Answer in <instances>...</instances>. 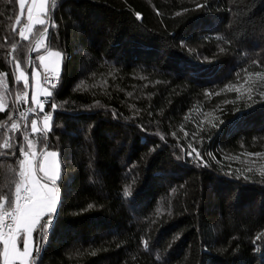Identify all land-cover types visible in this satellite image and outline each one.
Masks as SVG:
<instances>
[{"label":"trees","instance_id":"16d2710c","mask_svg":"<svg viewBox=\"0 0 264 264\" xmlns=\"http://www.w3.org/2000/svg\"><path fill=\"white\" fill-rule=\"evenodd\" d=\"M25 13L0 0V145L26 144L6 125L16 64L28 73L38 41L32 65L63 56L45 108L59 207L35 264H264V0H50L27 40ZM12 151L0 196L20 179Z\"/></svg>","mask_w":264,"mask_h":264},{"label":"snow or ice","instance_id":"6c2138e0","mask_svg":"<svg viewBox=\"0 0 264 264\" xmlns=\"http://www.w3.org/2000/svg\"><path fill=\"white\" fill-rule=\"evenodd\" d=\"M205 5L198 4L197 7H204ZM20 8L24 9V0H20ZM33 8H39L40 14L33 16ZM45 4L43 2L33 4V7L27 10V24H24L20 28L19 36L27 40L29 39L27 33L33 31V25H45V19L41 16L47 15L43 11ZM139 17V14H137ZM20 24V18L17 17V25ZM15 32V28L13 29ZM47 33V27L44 32L41 33L43 37ZM15 47V45L13 46ZM61 52L46 50L45 55H39L38 59L40 65H43L45 69L52 72H57L54 78L57 82H49L47 75L45 76V82L48 83L47 88H39L40 81H36L37 88L39 89L32 95L31 100L36 105L35 108H30L29 112L35 115L37 118L32 119L30 122L24 123L25 134L22 137L26 144L17 140L12 142L6 140L3 145L5 149H13L12 155H16V150L20 153L22 158H19V182L15 184V191L11 196H0V245H2V251H0V260L2 264H35L38 259L41 244L36 242L35 235L39 233L40 239L46 242L48 232L56 227V213H57V180L59 178L58 172L49 173L46 163L49 157L55 158L57 153L54 151H47L49 147L47 143V131L49 130V121L52 116L49 113H45V105H50V111L55 112L57 106L51 102L50 98L53 96V90L58 86L59 74L58 67L61 59ZM46 61H50L53 65L49 69V64ZM16 67L19 69L20 64L17 63ZM33 68L39 67V65H32ZM31 75L36 76L37 73L33 72ZM16 81H22L25 89L29 87V77L25 71L21 70L18 76H15ZM41 92L44 94V99L41 100L38 97ZM27 91L24 92V97H27ZM0 111H4V108L0 106ZM43 114L42 121L43 127L38 126L39 114ZM24 115V114H21ZM115 115V114H114ZM12 119L11 116L8 117ZM31 126V134L33 137L39 136V139L35 141V144L42 145V159L36 160L37 152L34 147V140L29 138L26 130ZM12 129L18 130V124L12 123ZM192 152H196L192 149ZM192 153H188L191 155ZM199 156V153H196ZM258 155V154H256ZM38 171L43 173V176L37 175ZM58 167V165H57ZM49 182L51 186H49ZM123 195L125 197L130 195V192L125 188ZM7 224L8 231H4V226ZM147 247V242H145Z\"/></svg>","mask_w":264,"mask_h":264},{"label":"crops","instance_id":"0c3cea01","mask_svg":"<svg viewBox=\"0 0 264 264\" xmlns=\"http://www.w3.org/2000/svg\"><path fill=\"white\" fill-rule=\"evenodd\" d=\"M43 2L45 4V8L43 9L44 12H46L48 14V11H49V2L50 0H26V4H25V7L23 9L22 12H25V16H26V20H27V10L28 8L30 7H33V4L36 3V4H39ZM41 12V10L39 8H33V16H37L39 15ZM46 16H41L42 19H45V24L47 22L46 20ZM28 23V21L26 22ZM41 25H33V30L36 28V27H39ZM31 33V32H30ZM29 34V33H27ZM46 63L49 64V69H51L53 67L52 63L50 61H46ZM63 68V56H61V59H60V62H59V67H58V71H61ZM45 68L43 67V65H40V61H39V67H36L34 68L33 72L37 73L36 76H31V80H30V83H29V88L30 90H32V94H35L39 89L37 88V85H36V81L39 80L40 81V85H39V88L42 89V73H43V70ZM28 74V73H27ZM42 92L40 94V96H42ZM40 96L38 98H40ZM33 103V102H32ZM38 156L36 157V160L38 161ZM41 159H42V155H41ZM40 159V160H41ZM38 165V164H37ZM58 165V167H57ZM38 167V166H37ZM46 167L49 171L50 174H52L53 172H58V175H59V178L57 180V195H58V200H57V208H58V205H59V199H60V191H59V188H58V182L60 180V161H59V156L57 154V156L55 158H52V157H49L48 158V161L46 163ZM37 175L38 176H43V173H40L38 172L37 170ZM49 186H51V183L49 182ZM35 235V234H34ZM36 240V238H35ZM0 251H2V245H0ZM0 264H2V260H0Z\"/></svg>","mask_w":264,"mask_h":264},{"label":"built area","instance_id":"2783aa9c","mask_svg":"<svg viewBox=\"0 0 264 264\" xmlns=\"http://www.w3.org/2000/svg\"><path fill=\"white\" fill-rule=\"evenodd\" d=\"M58 74H59V82H58V86L55 89H57L60 86V83L62 81V71H58ZM46 75L49 78V82H51V83H56L57 82L54 79L56 77V75H57V72H52V71H49L48 69H44L43 73H42V88H47L48 87V83L45 82V76ZM25 91H27V93H28L27 97H24V92ZM39 99L43 100L44 99V94H42V96H40ZM47 106H48V104L45 105V108ZM35 107H36V105L34 103H31L30 89L29 90L28 89L20 90V92H18L16 94L15 112L13 113V116H11L12 119L9 120V122L6 124L8 126V128H9V130L12 133H17V132H21V131L25 130L24 129V123L26 121L29 122V118L31 116H35V115H33L32 113L29 112V109L30 108H35ZM45 113H46V111H45ZM21 114H24V115H21ZM14 122L18 124V130H13L12 129V123H14ZM38 122L40 123L41 127H43L42 119H41V121L38 120ZM3 230L5 232L8 231L7 224H5Z\"/></svg>","mask_w":264,"mask_h":264},{"label":"water","instance_id":"95a60500","mask_svg":"<svg viewBox=\"0 0 264 264\" xmlns=\"http://www.w3.org/2000/svg\"><path fill=\"white\" fill-rule=\"evenodd\" d=\"M39 44V41L36 42L33 47H32V50L30 52V56H29V65H28V77H29V83H30V80H31V73H32V57H33V53L35 51V48L37 47V45ZM59 207V206H58Z\"/></svg>","mask_w":264,"mask_h":264},{"label":"rangeland","instance_id":"374dc122","mask_svg":"<svg viewBox=\"0 0 264 264\" xmlns=\"http://www.w3.org/2000/svg\"><path fill=\"white\" fill-rule=\"evenodd\" d=\"M19 4H20V0H19ZM25 4H26V0H24V7H25ZM22 11V10H21ZM22 69L21 68H17L16 69V74H17V76L19 75V72L21 71ZM23 71H25V70H23ZM26 73V75L28 76V74H27V72H25ZM22 82V81H21ZM29 88V87H28ZM27 88V89H28ZM22 90H25V89H22ZM18 92H20V91H18ZM0 106H2L3 108H4V111H0V113L1 112H5V110H6V105H5V101L0 97ZM13 116V115H12ZM51 121V120H50ZM50 121H49V126H50Z\"/></svg>","mask_w":264,"mask_h":264}]
</instances>
